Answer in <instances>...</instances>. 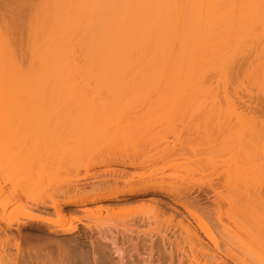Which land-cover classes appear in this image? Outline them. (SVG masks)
<instances>
[{
  "label": "bare ground",
  "instance_id": "bare-ground-1",
  "mask_svg": "<svg viewBox=\"0 0 264 264\" xmlns=\"http://www.w3.org/2000/svg\"><path fill=\"white\" fill-rule=\"evenodd\" d=\"M151 95L156 108L169 104L170 119L205 120L191 148H205L203 163L223 158L218 179L206 178L199 190L167 184L162 177L179 164L173 160L126 168L146 161L124 159L139 151L120 149L119 125L108 119ZM120 164L126 169L96 171L90 180V168ZM67 168L74 177L51 185L49 200L21 202ZM0 179V219L18 202L29 232H80L76 213L95 209L90 236L86 229L60 248L66 264L89 237L94 264H117L104 228L119 220L138 235L136 254L150 238L151 257L163 259L168 247L178 264H264V0H0ZM34 213L73 226L51 228L54 221ZM0 264L59 262L37 251L19 261L0 251Z\"/></svg>",
  "mask_w": 264,
  "mask_h": 264
},
{
  "label": "rangeland",
  "instance_id": "rangeland-1",
  "mask_svg": "<svg viewBox=\"0 0 264 264\" xmlns=\"http://www.w3.org/2000/svg\"><path fill=\"white\" fill-rule=\"evenodd\" d=\"M151 89H155L152 87ZM151 98L142 99L140 102H134L131 104L132 108L127 109L130 111H123V114L113 115L108 119V123L112 126L119 125L117 134L119 139H117V145L120 149L127 150H137L128 151L129 155L126 154L124 159L132 160L135 163L145 162V165L140 167H126L130 170L147 169L152 166L164 167L167 162L173 160L175 163H179L173 169L170 168L167 170V175L162 177L165 183H184L185 186L194 187L199 190L202 187L201 182H205L207 178L209 180L218 179V174L216 175V170H220V160L223 158H216L215 162H206L203 163V154L207 152L204 147H199L197 152H193L191 146H199L201 140V133L203 132L204 119H200L199 115L194 114L191 118H169L168 107L169 104H160V108H156L155 105L158 104L157 97L151 95ZM160 103V102H159ZM161 110V111H160ZM154 113L160 111L159 114L153 115ZM148 113V114H147ZM136 115H143L139 119L130 120L131 117ZM217 123V120H215ZM127 132V137H122V134ZM217 134V132H216ZM214 137V136H213ZM218 137V136H217ZM215 139V138H213ZM143 149L145 151H143ZM216 150H219L216 147ZM144 153V154H142ZM156 153V154H153ZM167 153V158H162V154ZM219 154V151H218ZM154 157V158H152ZM190 160V161H188ZM153 163V164H151ZM151 164V165H148ZM16 167H23V165H16ZM110 167L112 168H125L124 165H111V166H100L90 168V180L92 174L96 171L107 170ZM144 167V168H143ZM125 168V169H126ZM83 175L86 173L85 170L81 172ZM73 169H65L61 172H52V177L47 179L46 184L40 189L35 190L30 193V200L26 197H22L21 202H26L32 204L33 201L38 200H49L51 198V192L49 187L55 184H63L66 180L74 177ZM216 175V176H215ZM22 175H20L21 177ZM2 180V179H0ZM161 180V178L159 179ZM13 181L16 185H23L22 178H14ZM161 182V181H159ZM217 182V181H216ZM90 183H92L90 181ZM18 186V187H19ZM205 190L202 189L201 192ZM56 197V195H53ZM203 199H205L203 197ZM207 203V200H204ZM2 200H0V203ZM20 203L15 202L12 205H9L5 211L6 221L11 220L13 223L16 219H20V222H15L14 228H8L5 222L0 219V237L5 238L9 237L10 240L5 242L0 241V251L2 254L10 259L16 260H28L29 251L31 255L34 252H39L43 256L49 257L59 262V264L65 263V258L60 250V248H67L73 245L70 241V237L77 238L79 234L80 237L88 229L90 236V223L92 224L93 219L96 217L97 213L94 211L90 212H78L76 213L79 217L82 218V222H75L73 225H77L80 229V232H74L72 234L56 235V234H42L40 232H29L27 229L28 221L22 217L24 211L19 208ZM90 208V206H89ZM206 223L211 227L216 236L218 237L220 243H222L220 230L217 229L216 224L210 220L203 210L200 212ZM35 215L42 217L43 219H50L54 221L53 225H48L47 223L42 222H31L35 227L41 225H48L51 228H69L71 222H63L60 219V216L57 214H45V213H34ZM147 216L151 218V229L158 228L157 220L153 213L147 211ZM160 219V217L158 218ZM72 225V226H73ZM149 226H144L139 228L148 231ZM19 227V228H18ZM21 227V229H20ZM104 230L108 234L107 239L105 240L106 244L109 246L110 250V261L117 262L120 264L122 259H124L127 264H178L179 258L171 260L169 256L170 248L166 249V256L161 259L159 253H153L151 257L150 249V238H147V246L145 251H142V254H136L134 244L137 241H140L138 235L130 233L127 231V228L123 225L121 220L115 222L114 224L105 226ZM88 236V237H89ZM68 238L65 242L62 243V239ZM128 238H132L133 241H129ZM133 243V244H132ZM82 248L76 249L71 253L69 258V264H94L92 255L90 254V237L87 240V243H82L80 245ZM66 256V257H67ZM222 256V255H221ZM223 257V256H222Z\"/></svg>",
  "mask_w": 264,
  "mask_h": 264
}]
</instances>
